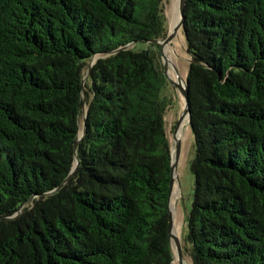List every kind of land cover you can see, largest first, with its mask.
Listing matches in <instances>:
<instances>
[{"label": "trees", "instance_id": "trees-1", "mask_svg": "<svg viewBox=\"0 0 264 264\" xmlns=\"http://www.w3.org/2000/svg\"><path fill=\"white\" fill-rule=\"evenodd\" d=\"M163 11L0 0V264H171L168 82L156 53L133 48L166 36ZM183 15L194 158L182 253L264 264V0H186Z\"/></svg>", "mask_w": 264, "mask_h": 264}, {"label": "rangeland", "instance_id": "rangeland-1", "mask_svg": "<svg viewBox=\"0 0 264 264\" xmlns=\"http://www.w3.org/2000/svg\"><path fill=\"white\" fill-rule=\"evenodd\" d=\"M172 0H163V9H164V16L165 21L163 23L164 30L167 32L169 29V26H171L170 23V5ZM181 34V33H180ZM175 39V38H174ZM184 40V39H183ZM173 42V41H172ZM182 45L177 43L176 49H180ZM134 50L136 52L140 51H152L156 58L158 57L157 48L155 46H150L149 43H137L133 46ZM182 56H176L175 58L166 51L168 59L176 66V68L179 70L180 75L183 77L186 76L187 72V66L188 63L186 60H188V56L184 51V46L181 47ZM98 57H94L92 60L87 62V66H89L91 63H94L95 60ZM158 65L162 68V63L160 58L157 60ZM169 75L173 80L177 81L175 74L173 70L169 66ZM83 73H86V70L84 69ZM172 74V75H171ZM164 96L166 97L168 103V109L165 112L164 116V122H165V130H166V136L169 140L170 145L173 144L172 141V131L173 128L176 125V122L179 117L180 108H183V99L179 96V93L173 92V89L170 85H167L164 88L163 92ZM84 98V97H83ZM83 108H85V105H83ZM187 124V120H186ZM81 132V130H80ZM194 158V146H193V137L191 135L190 129L187 126V128L184 130L182 134L181 139V148H180V155H179V161L177 166V186H178V192L179 196L175 201V205L172 207L173 210V234L175 238L179 239L181 241L182 245V237L184 234L185 229V216L188 214L189 209L191 207L192 203V196H193V176L190 171V163ZM172 246L175 251V241H172ZM185 264H191L188 257H184Z\"/></svg>", "mask_w": 264, "mask_h": 264}, {"label": "water", "instance_id": "water-1", "mask_svg": "<svg viewBox=\"0 0 264 264\" xmlns=\"http://www.w3.org/2000/svg\"><path fill=\"white\" fill-rule=\"evenodd\" d=\"M185 2L186 0H178V15L179 18L176 22V24L170 28L168 31L166 32V36L161 39V40H154V41H150L149 43L152 44H157L159 46V50H158V57L161 60L162 63V68L158 65V68L160 69V71L162 72V74L164 75L165 79L168 82V85L171 86V88L173 89V92L175 93H179V96L183 98V108H180V113H179V117L178 120L176 122L175 127L173 128L172 131V141L173 144L170 145V182H169V197H168V207H167V211H168V224H169V246H170V252H171V257H172V261L171 264H180V259L184 260V256L182 253V245H181V241L177 238L175 239V236L173 234V225H174V221H173V210L171 208V199H172V193H173V189H174V185L175 183L177 184V166H178V161H179V155H180V148H181V139H182V134L184 132V130L187 128V126L190 129V111H189V106H188V93H187V85H186V76L183 77L182 75H180L179 70L175 67L172 66L171 69L173 70V72H177L181 78H182V82L181 84H178L175 80H173L169 73V64H168V57L166 54V47H168L169 45L172 44L173 39L176 37L177 33L180 32L182 34V28H183V22H184V7H185ZM183 37V34H182ZM184 39V37H183ZM184 45V51L187 54V50H186V46L185 43ZM132 45H129L128 47H131ZM127 46L124 48H128ZM114 53V52H112ZM188 56V55H187ZM187 63H191L192 59L188 56V60H186ZM94 63H91L88 67V70L86 72V75L84 76V78L82 79V86H84V83L88 77V73H89V69L90 67L93 65ZM85 115V114H84ZM185 116H187V124L184 125V118ZM85 123V116L83 117V124ZM84 126L76 140L75 143V147L78 143V141L83 137L84 135ZM78 165V160L76 157H74V161L71 167V170L68 174V177L62 182V185L65 184L68 180V178L73 174V172L75 171L76 167ZM178 187V186H177ZM176 241H175V240ZM175 241L176 243V250L174 251V248L172 246V241Z\"/></svg>", "mask_w": 264, "mask_h": 264}, {"label": "bare ground", "instance_id": "bare-ground-1", "mask_svg": "<svg viewBox=\"0 0 264 264\" xmlns=\"http://www.w3.org/2000/svg\"><path fill=\"white\" fill-rule=\"evenodd\" d=\"M169 18H170V23H171L170 28H172L176 24V22H177V20L179 18V15H178V0H172L171 5H170ZM177 43H179L180 45L184 46L183 45L184 44V40H183L182 34H180V32L177 33L175 39H173L172 44L169 45L168 47H166V51L168 53H170L174 58L176 56H180V57L182 56L181 55L182 54V52H181V47L182 46L180 47V49H179V47H178V49H176ZM168 64H169L170 68L172 66H175L169 59H168ZM174 74H175V77L177 79L176 82L178 84H181V82H182L181 76L177 72H175V71H174ZM186 120H187V116H185V118H184V125H186ZM178 196H179L178 187H177V184L175 183L174 189H173V193H172V199H171V208L175 205V201L178 198ZM175 250H176V243H175ZM180 264H185V262H184L183 259H180Z\"/></svg>", "mask_w": 264, "mask_h": 264}]
</instances>
